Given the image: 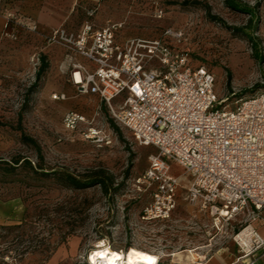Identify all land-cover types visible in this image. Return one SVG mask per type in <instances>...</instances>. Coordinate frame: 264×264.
Segmentation results:
<instances>
[{"label":"rangeland","instance_id":"1","mask_svg":"<svg viewBox=\"0 0 264 264\" xmlns=\"http://www.w3.org/2000/svg\"><path fill=\"white\" fill-rule=\"evenodd\" d=\"M57 2L66 8L62 25L70 31L86 21H116L124 24L121 40L182 32L180 41H168L188 52L194 66L215 74V92L228 98L225 106L264 90V0ZM37 26L36 32L21 27L0 47V264H90L88 257L101 242L124 253L136 246L153 264L159 257L169 263L177 254H190L194 261L202 260L201 254L208 255L205 261L217 253L231 258L239 224L218 231L208 214L189 204L185 188L170 220H142L150 196L135 184L156 149L136 142L97 96L78 93L64 49L46 41L53 29ZM61 93L66 100L54 98ZM72 109L88 119L74 133L63 126ZM90 126L111 142L86 139L83 132ZM25 159L35 169L24 163L9 172L4 162ZM171 165L187 186L186 171ZM67 175L98 184L79 189Z\"/></svg>","mask_w":264,"mask_h":264},{"label":"built area","instance_id":"2","mask_svg":"<svg viewBox=\"0 0 264 264\" xmlns=\"http://www.w3.org/2000/svg\"><path fill=\"white\" fill-rule=\"evenodd\" d=\"M7 18L6 39L16 38L23 24L18 14L0 7ZM124 24L84 22L76 31L65 26L46 36L59 45L70 62L71 80L81 95H95L112 118L130 131L140 145L154 147L148 167L136 187L148 192L144 222H165L178 207L180 190L218 231L239 224L233 232L236 256L231 264L264 261V90L243 97L234 107L219 99L215 74L205 65L194 66L188 52L172 45L182 32L168 29L157 38L120 39ZM55 99L66 100L64 93ZM88 119L72 109L63 117L66 131H78ZM86 139L110 143L111 137L90 126ZM176 162L189 175L185 186L173 172ZM259 225L263 226L260 227ZM156 264L165 263L159 257Z\"/></svg>","mask_w":264,"mask_h":264},{"label":"crops","instance_id":"3","mask_svg":"<svg viewBox=\"0 0 264 264\" xmlns=\"http://www.w3.org/2000/svg\"><path fill=\"white\" fill-rule=\"evenodd\" d=\"M0 7L4 10L13 11L18 14V19L23 24H39L44 28L55 29L66 21L67 11L64 6L58 4L57 0H0ZM7 25V18L0 14V47L6 43L3 31ZM63 26V25H62ZM263 228V226L259 225ZM205 247H202L204 249ZM237 253V251H236ZM236 253L230 258L221 253L213 255L209 260L207 254H201L202 260L191 261L174 257L171 264H231ZM260 264H264L262 260Z\"/></svg>","mask_w":264,"mask_h":264},{"label":"bare ground","instance_id":"4","mask_svg":"<svg viewBox=\"0 0 264 264\" xmlns=\"http://www.w3.org/2000/svg\"><path fill=\"white\" fill-rule=\"evenodd\" d=\"M101 246L93 250L88 257L90 264H153L152 257L136 246L129 247L126 253L115 250L101 242ZM176 258L194 261L190 254H177Z\"/></svg>","mask_w":264,"mask_h":264},{"label":"trees","instance_id":"5","mask_svg":"<svg viewBox=\"0 0 264 264\" xmlns=\"http://www.w3.org/2000/svg\"><path fill=\"white\" fill-rule=\"evenodd\" d=\"M82 24H83V23H82ZM42 70H44V67L42 68ZM42 70H41L40 72H42ZM40 72H39L38 76H41V73H40ZM227 100H228V98H227ZM227 100H226V101H227ZM25 140H27V142H29V143H32V144L35 145L36 147H39V146L37 145L36 141H35L33 138H31V137H25ZM40 157H41V159H43L42 156H40ZM4 162H6V164L8 165V166H7V170H8L9 172L15 171L17 168H19L20 166L24 165V163L29 164V167H30V168L35 169V167L32 165V163H31V161H30L29 159H25V160H23V161H22V160H17V161L11 162V163H9V162H7V161H4ZM38 168H40V167H38ZM36 172H39V171H36ZM45 174H46V175H47V174H50V172H45ZM67 178H68V181H69L73 186H75L76 188H79V189H81V188H89V187H91V186H94V185L98 184V182L95 181V180L87 181V182H81V181H79L78 179H76V178H74V177H72V176H70V175H67Z\"/></svg>","mask_w":264,"mask_h":264}]
</instances>
